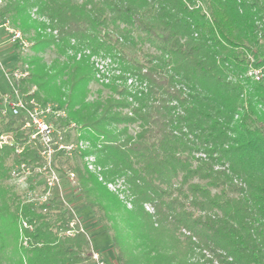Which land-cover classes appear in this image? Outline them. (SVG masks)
I'll return each mask as SVG.
<instances>
[{"label":"trees","instance_id":"trees-1","mask_svg":"<svg viewBox=\"0 0 264 264\" xmlns=\"http://www.w3.org/2000/svg\"><path fill=\"white\" fill-rule=\"evenodd\" d=\"M0 14L72 61L55 102L41 92L66 64L27 70L17 87L85 135L95 169L66 167L119 264H264V0H6ZM102 57L116 68L96 81L111 94L77 100ZM24 125L0 116V136L13 134L0 146V264H97L59 185L42 208L6 184L10 158L45 163Z\"/></svg>","mask_w":264,"mask_h":264},{"label":"rangeland","instance_id":"rangeland-1","mask_svg":"<svg viewBox=\"0 0 264 264\" xmlns=\"http://www.w3.org/2000/svg\"><path fill=\"white\" fill-rule=\"evenodd\" d=\"M5 4L6 0H0V9ZM32 18H34L33 14L30 13L27 17V22L31 21ZM14 29L21 32L23 40L13 39L11 32ZM35 36L36 32L32 28L23 31L20 20L17 17L0 14V108L7 112L11 111V107L21 95L16 92L18 91L17 81L21 74H26L27 70L41 75L43 72L49 71L50 68L57 69V66L60 67L66 64L67 69H64L62 76L52 80L47 88L48 90H43L41 93L43 98H47L51 102H55L54 98H56L58 92L64 93V95L67 94L68 76L71 72L70 67L72 66L70 57L60 56L55 46L51 44L36 47ZM36 59H40L41 62L35 63L34 60ZM92 60L96 63L95 66L99 70L100 77L96 75L95 80L75 89L76 99L89 103L106 98L111 94L108 89L104 88L96 80L101 79L102 74L105 72H102V67L103 70L108 69L109 72H112L116 68L114 62L109 58H94ZM51 118L55 120L56 132L59 136L63 137V142L74 145L75 150L73 154L70 155L65 150L56 152L51 170L47 166L45 168V163L44 166L39 167L26 165L22 167V165H16L15 158L12 157L8 161V164L12 167L11 178L6 184L15 194L21 196L22 199L35 201L38 205L41 204L42 208L47 207L46 205L49 203L50 188L59 185L67 207L75 213L82 230L88 234L93 252L99 253L101 260L105 264H119L116 252L113 249L110 233L98 222L94 211L85 204L77 187L78 185L71 179L70 171L67 170L65 163L69 158L72 163L81 164L82 162H86L91 164L93 160H83L80 157L81 152L87 150L90 144L84 140L80 141V136L85 135L76 130L75 127L65 124L63 117L53 115ZM23 129L26 128L23 127ZM3 136V142L2 144L0 143L2 146L8 144L6 141L9 142L13 134H3ZM92 169H95L94 165ZM53 181H55V185L50 186V182ZM89 186L92 187L93 185L90 184ZM110 189L114 190L111 187ZM96 193H98L97 190L91 194V198H98ZM109 223L112 224V221H109ZM115 223L135 245L137 241L134 239V233L128 230L126 223L118 218L115 220ZM9 229L10 226L5 227L7 233L4 235L6 239L8 238L15 244L13 238L14 231Z\"/></svg>","mask_w":264,"mask_h":264},{"label":"built area","instance_id":"built-area-1","mask_svg":"<svg viewBox=\"0 0 264 264\" xmlns=\"http://www.w3.org/2000/svg\"><path fill=\"white\" fill-rule=\"evenodd\" d=\"M13 35V39L17 40L21 38V35L19 32H11ZM105 71L103 74H108L106 73L107 70H103L102 67V72ZM27 74H21L19 76L20 78L25 77ZM99 77V73L97 74ZM18 78V80L20 79ZM101 80H103V77L101 76ZM108 82V81H105ZM17 94H21L18 91H16ZM23 116L25 118V125L24 128L28 129L31 132V138L35 140L39 147H40V155L44 159L45 162V168L48 167V169H52V162L55 158V153L58 151H66L69 152L70 155L73 154L75 148L73 144L70 143H64L63 142V137L59 136L57 134V128L56 122L53 118H51L53 115L60 116L61 118L63 117L64 119L66 118V113L64 110L60 109L56 105L52 104H46V105H40V104H35L34 106H30L27 104L25 97L21 94L16 102L13 104L11 107V111L7 112L6 110H3L0 108V116ZM74 127V125H71ZM4 139V136H0V143L2 144ZM8 143V141H6ZM2 146V145H0ZM86 159H91L93 158H86ZM93 162V161H92ZM91 162V163H92ZM25 165L22 164V167ZM47 166V167H46ZM89 168L92 169L93 165L89 164ZM71 179L73 180L74 174H70ZM55 185V181L50 182V186ZM109 187L114 188V186L109 185ZM93 257L96 260L97 264H105L101 258L99 253L93 252Z\"/></svg>","mask_w":264,"mask_h":264}]
</instances>
